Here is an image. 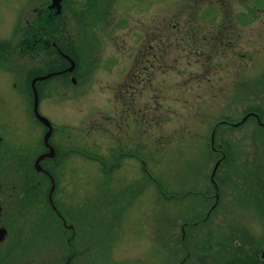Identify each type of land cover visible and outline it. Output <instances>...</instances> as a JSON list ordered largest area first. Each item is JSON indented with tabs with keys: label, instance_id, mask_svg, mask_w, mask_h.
Here are the masks:
<instances>
[{
	"label": "rangeland",
	"instance_id": "rangeland-1",
	"mask_svg": "<svg viewBox=\"0 0 264 264\" xmlns=\"http://www.w3.org/2000/svg\"><path fill=\"white\" fill-rule=\"evenodd\" d=\"M45 2L0 0V195H10L3 204L13 216L0 264H211L230 257L219 246L224 226L213 223L220 216L203 225L202 218L216 201L214 170L220 211L248 198L234 181L244 161L235 151L239 124L213 126L263 101L264 1L77 0V32L66 18L79 49L76 81L52 77L39 107L55 126V164L38 160L50 148L18 72L24 64L5 56L13 47L27 50L18 42L31 45L29 23L32 41L39 37ZM55 14L47 10L48 26ZM145 44L158 47L153 69L134 65ZM131 84L134 95L125 94ZM130 98L138 117L124 104ZM242 143L251 146L249 138ZM252 220L244 223L256 229Z\"/></svg>",
	"mask_w": 264,
	"mask_h": 264
},
{
	"label": "flooded vegetation",
	"instance_id": "flooded-vegetation-1",
	"mask_svg": "<svg viewBox=\"0 0 264 264\" xmlns=\"http://www.w3.org/2000/svg\"><path fill=\"white\" fill-rule=\"evenodd\" d=\"M76 1L77 0H61L60 7L58 3L53 5L54 0H51V4H47V2H45L43 6H40V15L42 16L43 23L41 24V34H39V37L32 41V23H29V26L27 28L28 31L26 29L27 34H25V38L29 39L28 42L31 45L24 44L25 42H18V45L21 48L24 47L27 50L14 51L15 49L13 47L10 54H5L6 57L9 55V59H12L16 64H24L22 68H19V70H17L21 75V80L24 81V83H29L31 96L33 95L32 81L34 78L54 72L55 79L59 80V82H61L60 80H62V84H64L66 80H73V75H75L78 70L80 62L78 51L79 49L77 46L78 44L74 38V33L70 32L71 29L70 27H68V24L66 22V18L68 16H71V22L74 23V25H72V28L73 30L77 28L79 18L76 17L74 11L79 10V2L76 3ZM253 6L256 7V4H253ZM51 8L55 10L56 14L52 16L51 24L48 26L47 10L50 11ZM75 31L77 32V30ZM37 33L39 32L37 31ZM142 47H145V49L140 53L141 56L139 55L135 58L134 65L139 62V65H142L145 68H147V65H151L150 68L153 69V64L156 65L157 62L158 47H155L153 44H151L150 47L153 51L148 50V48L150 47L148 46L147 48L146 44ZM23 54L27 56V58H29L28 62H22L20 60V57ZM36 57H38V60L35 59ZM72 61L75 62L74 68L71 72H68L67 69L71 66ZM138 73L139 72H132V75L136 76ZM16 78L17 76L15 75V79ZM82 78L87 79L84 77ZM133 80L135 79L133 78ZM258 83L256 82L257 86H261L263 84ZM35 84L38 90L40 106L42 100L46 97L47 89H52V85L50 83L48 84V79L37 81ZM58 84L59 83L57 82L53 87L57 88ZM256 85L254 84L253 87L249 88L250 92L255 93L254 87ZM18 86L20 87V89L22 88L21 84H19ZM125 86V94L136 90L132 88V84L130 85V90L127 85ZM256 96L257 95H254V98H256ZM32 102L34 103V95ZM124 104H127L126 106L129 111L134 112L137 117L140 115L141 108H137L135 106L136 104H134L133 98L125 100ZM243 105L245 106V108L242 111V117L238 120L236 119L239 125L236 127V133H233V136L234 134L238 135V137H236L237 145L235 151L237 152V156L240 157L241 155H243L241 157V161L244 162L241 165L240 163H238V166H235L234 170L236 171V174L234 177V181H236L235 183L237 184H241L242 188L245 187L248 194L246 196H248V198L242 199L240 201L237 200V205L233 206L232 211L231 209L226 211V206L225 209H222V211L218 209L220 206L221 195L218 199V195L216 194V201L213 200L210 202L208 206V211L210 213L207 212L206 216L202 218L204 219L202 225L208 221L211 215H213L212 221L214 220L215 213H217L216 216H220V219H218L219 221H213V223L222 222L224 226L222 228L224 229V233H222L220 236L221 239L219 242V246H222V251H227L230 254V257L225 256L223 258L221 257L218 259H211V264H264V200L262 199V201L260 200L261 198H258V196L261 197L260 194L264 195V152L261 148V146L264 148V141H262V137L260 136L261 132L264 133V98L263 101L255 99L254 101L245 103ZM246 114L249 115L245 116ZM34 121H37V123L40 124L35 115ZM252 135L254 136L252 137ZM245 138H249L251 146L242 143ZM258 139H261L260 143L257 142ZM252 140L255 141L252 142ZM246 148H248L249 150L247 149L246 151ZM50 161L55 164L53 159H45V162L47 163H49ZM245 165L246 169L244 168ZM45 170L48 172L47 165H45ZM243 174H245V178L242 176L243 179H241L240 176ZM219 182L220 181L217 180L218 188L220 186ZM243 195L244 193L242 192L239 196L243 198ZM8 196L10 195H0V247L4 246L7 240L12 237V227H10L9 223L13 219V216L7 213V210L5 209L3 204L4 199ZM255 197L256 199L253 200V198ZM242 206H245L244 209L242 208ZM215 208L217 209V212L211 213L210 209L213 210ZM247 211L249 212L248 215ZM227 218H230V220H228ZM244 219H247V222L253 219L252 221L255 223L256 229L247 226L244 223ZM12 257L14 258V254L12 255ZM208 260L209 259L205 258L195 259L196 264H207ZM193 263L195 262H190L189 264Z\"/></svg>",
	"mask_w": 264,
	"mask_h": 264
},
{
	"label": "water",
	"instance_id": "water-1",
	"mask_svg": "<svg viewBox=\"0 0 264 264\" xmlns=\"http://www.w3.org/2000/svg\"><path fill=\"white\" fill-rule=\"evenodd\" d=\"M37 102H38V98H37V94H36V91H35V113H36L37 117L39 118V120L45 126H47L49 128L48 132L44 136V140H45L46 145L49 146L50 149H51V151L47 155L52 156L54 154L53 153V147L49 144V138H50V136L52 134V125H51V122L46 117H44V116L39 114L38 109H37Z\"/></svg>",
	"mask_w": 264,
	"mask_h": 264
},
{
	"label": "trees",
	"instance_id": "trees-1",
	"mask_svg": "<svg viewBox=\"0 0 264 264\" xmlns=\"http://www.w3.org/2000/svg\"><path fill=\"white\" fill-rule=\"evenodd\" d=\"M193 252H194L193 257H194V256L197 257V252H196V250H193ZM173 254L176 255V254H177V250L174 249Z\"/></svg>",
	"mask_w": 264,
	"mask_h": 264
}]
</instances>
